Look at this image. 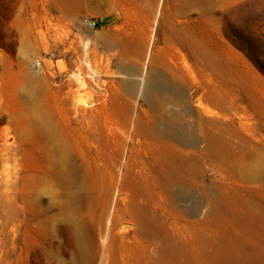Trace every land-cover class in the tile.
<instances>
[{"label": "rangeland", "instance_id": "obj_1", "mask_svg": "<svg viewBox=\"0 0 264 264\" xmlns=\"http://www.w3.org/2000/svg\"><path fill=\"white\" fill-rule=\"evenodd\" d=\"M191 4L202 97L144 121L141 94L82 72L83 0H0V264H80L48 244L70 168L89 187L84 226L104 229L84 264H264V0ZM146 210L169 254L128 230Z\"/></svg>", "mask_w": 264, "mask_h": 264}, {"label": "crops", "instance_id": "obj_2", "mask_svg": "<svg viewBox=\"0 0 264 264\" xmlns=\"http://www.w3.org/2000/svg\"><path fill=\"white\" fill-rule=\"evenodd\" d=\"M192 1L83 0L85 18L99 25L86 28L90 66L82 72L113 75L100 80L123 83L128 97L141 94L139 120L170 121L177 106L192 113L194 90L202 97L193 70H203L202 48L193 49Z\"/></svg>", "mask_w": 264, "mask_h": 264}, {"label": "bare ground", "instance_id": "obj_3", "mask_svg": "<svg viewBox=\"0 0 264 264\" xmlns=\"http://www.w3.org/2000/svg\"><path fill=\"white\" fill-rule=\"evenodd\" d=\"M59 153L62 154L63 161H69L66 153L63 149H61V147L59 149ZM71 169L73 168H70L66 174H64L65 177L63 178H65L66 181L63 179L64 182L59 184L62 189L61 193H59V196H61L63 202V215L61 220L64 222V225L61 227V229H47L49 238L48 244H53L56 242L67 246L70 253L76 256L79 263L84 264L89 258L90 252L92 250L91 242L94 241L95 235L100 237L104 229H86L84 226L85 224L81 218V214L82 209H85L83 202L85 197L88 195L85 193L80 196L79 191H87L89 187L86 188L87 183L80 180L77 174L73 172L74 169L72 171ZM38 190L39 191L37 195L39 200H46V196H40V194H45L46 191L44 192L42 189ZM114 207L115 202H112L111 207H109V211L112 212L113 222L114 224L119 223L118 225H122L120 220L121 215L117 211L114 212ZM152 212L153 211L146 210L145 213L141 215L138 212H134L131 215V218L126 222L128 225H131V228L128 230L132 231L133 237L138 239L140 242L143 240L146 243H151L150 245L152 247L145 248L150 249L153 254L161 248V245H159V240L164 238V246L162 245V248L165 251V254H169L171 249L169 233L167 232L164 235V233L158 229L155 224V218ZM107 216L108 203L105 204L101 210L99 222H102L103 220L105 221ZM104 240L107 242L106 235Z\"/></svg>", "mask_w": 264, "mask_h": 264}, {"label": "built area", "instance_id": "obj_4", "mask_svg": "<svg viewBox=\"0 0 264 264\" xmlns=\"http://www.w3.org/2000/svg\"><path fill=\"white\" fill-rule=\"evenodd\" d=\"M86 22H87L88 26L91 28H97L99 25L98 24L99 22L95 19H88ZM36 65H41V64L39 61H37Z\"/></svg>", "mask_w": 264, "mask_h": 264}]
</instances>
